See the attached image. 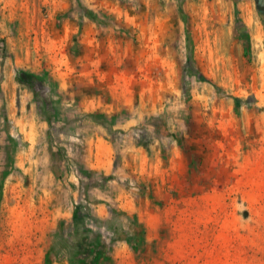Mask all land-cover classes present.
Here are the masks:
<instances>
[{
    "label": "rangeland",
    "instance_id": "obj_1",
    "mask_svg": "<svg viewBox=\"0 0 264 264\" xmlns=\"http://www.w3.org/2000/svg\"><path fill=\"white\" fill-rule=\"evenodd\" d=\"M0 264H264V0H0Z\"/></svg>",
    "mask_w": 264,
    "mask_h": 264
},
{
    "label": "trees",
    "instance_id": "obj_2",
    "mask_svg": "<svg viewBox=\"0 0 264 264\" xmlns=\"http://www.w3.org/2000/svg\"><path fill=\"white\" fill-rule=\"evenodd\" d=\"M74 220L76 221V217H74Z\"/></svg>",
    "mask_w": 264,
    "mask_h": 264
}]
</instances>
